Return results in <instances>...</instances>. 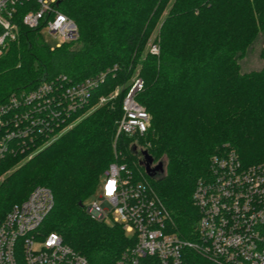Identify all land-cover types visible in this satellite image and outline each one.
Masks as SVG:
<instances>
[{
    "label": "trees",
    "instance_id": "obj_1",
    "mask_svg": "<svg viewBox=\"0 0 264 264\" xmlns=\"http://www.w3.org/2000/svg\"><path fill=\"white\" fill-rule=\"evenodd\" d=\"M57 8L74 20L78 36L51 49L40 28L22 24L27 6H18L15 39L0 56V103L60 75L70 83L104 74L85 107L115 88L118 93L37 134L23 151L13 143L0 162V216L35 185H46L54 206L40 235L57 233L91 264L111 263L133 237L119 224L91 217L85 201L117 161L131 180L146 182L172 231L196 240L191 194L211 156L229 149L245 165L264 161V65L245 71L240 62L264 36V0H59ZM154 44L157 54L150 52ZM135 78L143 81L135 98L150 124L142 135L116 136ZM142 151L162 170L147 175ZM186 261L218 264L193 249Z\"/></svg>",
    "mask_w": 264,
    "mask_h": 264
},
{
    "label": "built area",
    "instance_id": "obj_2",
    "mask_svg": "<svg viewBox=\"0 0 264 264\" xmlns=\"http://www.w3.org/2000/svg\"><path fill=\"white\" fill-rule=\"evenodd\" d=\"M57 4V0H0V56L15 39L18 6H27L22 24L47 30L59 39L56 47L76 39V23ZM60 16L67 19L61 22ZM158 50L157 45L150 46V52L157 54ZM262 52L264 56V45ZM103 76L99 73L67 83V77L60 75L12 92L0 103V162L13 150V143L23 151L34 136L59 126L85 107ZM142 85V79L135 78L125 94L116 136L142 135L148 128L150 115L135 98ZM113 180L116 185L109 196ZM191 198L198 210L197 239L193 241L172 231L167 211L145 181L131 180L125 165L112 161L86 211L95 219L119 224L134 242L107 264H187L190 249L218 264H264V161L245 165L229 149L213 154L209 171L196 180ZM53 206L50 187L37 185L0 216V264H91L57 233L40 235Z\"/></svg>",
    "mask_w": 264,
    "mask_h": 264
},
{
    "label": "rangeland",
    "instance_id": "obj_3",
    "mask_svg": "<svg viewBox=\"0 0 264 264\" xmlns=\"http://www.w3.org/2000/svg\"><path fill=\"white\" fill-rule=\"evenodd\" d=\"M41 32H42L43 38L46 41V43L50 47H56V45L59 43V39L57 37L53 36L51 33H49L45 29L42 30ZM263 45H264V36L263 35L262 36L260 35L258 37V39L255 41V43L253 44L252 48L250 50H248L246 52V54L240 60V62H241V69L242 70H245V71H248V70H259V69L262 68V66L264 65V56H263V52H262ZM131 81H132L131 83H133L134 79L131 80ZM117 93H118V90H117V88H115L114 90L110 91L107 95L100 96L98 98V100H97V103H95V104L92 103V105L85 107V109H84L83 112L84 113L89 112L93 107H95V106H97V105H99L101 103H104L107 99L111 98L112 96L117 95ZM31 154L32 153H30V155ZM30 155H28V156H30ZM22 160H23V158H22ZM107 168L104 170V172L107 170ZM3 177H4V173L0 175V181L3 179ZM35 186H37V185H35ZM26 194H27V192H26ZM97 194H98V192L96 194H93L92 196H90L85 201V205L86 206L89 205L90 202L97 197ZM107 222L108 223H111L112 221H111V219H107Z\"/></svg>",
    "mask_w": 264,
    "mask_h": 264
},
{
    "label": "water",
    "instance_id": "obj_4",
    "mask_svg": "<svg viewBox=\"0 0 264 264\" xmlns=\"http://www.w3.org/2000/svg\"><path fill=\"white\" fill-rule=\"evenodd\" d=\"M57 2H59V0H57ZM130 151L132 153L136 152V146L134 144L131 146ZM142 156L143 159L141 160V163L144 165V171L147 175L151 176L154 171L162 170V163L160 162L151 166L152 159L146 151H142Z\"/></svg>",
    "mask_w": 264,
    "mask_h": 264
},
{
    "label": "clouds",
    "instance_id": "obj_5",
    "mask_svg": "<svg viewBox=\"0 0 264 264\" xmlns=\"http://www.w3.org/2000/svg\"><path fill=\"white\" fill-rule=\"evenodd\" d=\"M66 19H67V18L64 17V16H60V17H59V21H61V22H63V21L66 20ZM110 184L113 185V188H112L111 191H109V188H108L107 195H109V196L113 195V193H114V186L116 185V181L113 180V181H111V182L109 183V185H110Z\"/></svg>",
    "mask_w": 264,
    "mask_h": 264
},
{
    "label": "snow or ice",
    "instance_id": "obj_6",
    "mask_svg": "<svg viewBox=\"0 0 264 264\" xmlns=\"http://www.w3.org/2000/svg\"><path fill=\"white\" fill-rule=\"evenodd\" d=\"M108 188H109V191H111L112 188H113V185L110 184V185L108 186Z\"/></svg>",
    "mask_w": 264,
    "mask_h": 264
}]
</instances>
